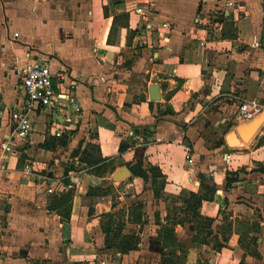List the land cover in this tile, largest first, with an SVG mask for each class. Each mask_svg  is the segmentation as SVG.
I'll return each instance as SVG.
<instances>
[{
  "label": "crops",
  "instance_id": "0c3cea01",
  "mask_svg": "<svg viewBox=\"0 0 264 264\" xmlns=\"http://www.w3.org/2000/svg\"><path fill=\"white\" fill-rule=\"evenodd\" d=\"M77 13L0 0V264H264V109L239 111L264 108V0ZM31 58L65 70L73 136H53L43 110L16 136ZM58 179L69 187L49 193Z\"/></svg>",
  "mask_w": 264,
  "mask_h": 264
},
{
  "label": "built area",
  "instance_id": "2783aa9c",
  "mask_svg": "<svg viewBox=\"0 0 264 264\" xmlns=\"http://www.w3.org/2000/svg\"><path fill=\"white\" fill-rule=\"evenodd\" d=\"M162 28H171V23L164 21ZM65 79V70L61 68L54 70L46 59L31 58L27 62L22 81L25 99L11 114L17 137L22 139L30 137L33 131L30 113L36 110L48 112L49 127L53 136L57 138L71 137L76 133L82 123V105L78 99L66 95L61 90V83ZM263 109L259 100H250L243 102L239 111L243 119L251 120L261 114ZM3 148L5 151H13L14 147L13 144L4 142ZM26 172H33L30 163L27 165ZM73 179L75 180V178ZM68 187V183L58 179L53 181L48 192H64Z\"/></svg>",
  "mask_w": 264,
  "mask_h": 264
},
{
  "label": "rangeland",
  "instance_id": "374dc122",
  "mask_svg": "<svg viewBox=\"0 0 264 264\" xmlns=\"http://www.w3.org/2000/svg\"><path fill=\"white\" fill-rule=\"evenodd\" d=\"M18 1V0H16ZM29 3H36L38 5H41V7L43 8H49V9H58V8H66V7H70V8H75L78 10L77 15L81 16V17H77V18H81L83 19V16L85 14L81 13L82 9L88 8V3L89 0H29ZM19 19V17H16ZM76 18V17H75ZM43 22L44 23H48V17L43 18ZM203 264H208L206 261L203 262Z\"/></svg>",
  "mask_w": 264,
  "mask_h": 264
},
{
  "label": "water",
  "instance_id": "95a60500",
  "mask_svg": "<svg viewBox=\"0 0 264 264\" xmlns=\"http://www.w3.org/2000/svg\"><path fill=\"white\" fill-rule=\"evenodd\" d=\"M258 123H259V120H257V121H255V122H253V123H251L250 124V128H252V132L256 129V127L258 126ZM246 128V126H244V127H241L240 129H239V133H240V135L242 136V137H244V138H246V136H245V134H244V129ZM123 173H127V171H128V168L127 167H124L123 168Z\"/></svg>",
  "mask_w": 264,
  "mask_h": 264
},
{
  "label": "bare ground",
  "instance_id": "6f19581e",
  "mask_svg": "<svg viewBox=\"0 0 264 264\" xmlns=\"http://www.w3.org/2000/svg\"><path fill=\"white\" fill-rule=\"evenodd\" d=\"M249 126H250V125H249ZM249 126H246V128H245V129H248V128H249V131H252V128H250ZM245 129H244V131H243V132H244V134H245V136H246L247 134L245 133V131H246Z\"/></svg>",
  "mask_w": 264,
  "mask_h": 264
},
{
  "label": "trees",
  "instance_id": "16d2710c",
  "mask_svg": "<svg viewBox=\"0 0 264 264\" xmlns=\"http://www.w3.org/2000/svg\"><path fill=\"white\" fill-rule=\"evenodd\" d=\"M66 137V136H65ZM65 137H63V138H65ZM141 173H142V171H141Z\"/></svg>",
  "mask_w": 264,
  "mask_h": 264
}]
</instances>
